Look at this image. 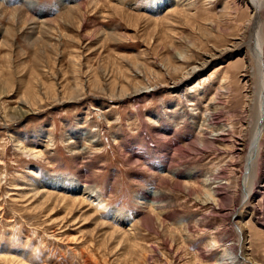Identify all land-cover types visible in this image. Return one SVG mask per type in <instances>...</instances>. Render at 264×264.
Here are the masks:
<instances>
[{"label": "rangeland", "instance_id": "obj_1", "mask_svg": "<svg viewBox=\"0 0 264 264\" xmlns=\"http://www.w3.org/2000/svg\"><path fill=\"white\" fill-rule=\"evenodd\" d=\"M62 1L0 0V264H264V139L245 202L253 55L175 87L249 42L248 4Z\"/></svg>", "mask_w": 264, "mask_h": 264}, {"label": "bare ground", "instance_id": "obj_2", "mask_svg": "<svg viewBox=\"0 0 264 264\" xmlns=\"http://www.w3.org/2000/svg\"><path fill=\"white\" fill-rule=\"evenodd\" d=\"M68 1L69 0H64L62 2H68ZM172 1H173L172 4L175 5L176 8L182 7L183 9L186 7L185 4L183 3V0H172ZM244 2L248 4L251 12L250 19L248 20L245 29V33L249 34V38H250L249 42L248 43H244L243 41L235 42L229 48L224 49L222 51H218V53L212 54L204 63H202V65L193 67L189 73L182 76L179 79V81L175 83V87L177 88L180 84L185 83L189 79V77H191L192 75L194 76L196 73H198V71H201L206 66L210 65L217 58L229 55L231 52L243 51L247 48L246 51L250 52L253 55L254 60L256 62L255 65L256 69H254L251 66V62L248 58V54L246 52L244 53L243 51V55H242L246 60L247 69L252 73L257 72L256 74H258V85L256 86V88L253 89L252 86H251L252 88L251 87L248 88V95H250V99H252L249 101L251 102V104H253V102L254 103L256 102L257 104L256 108H258L257 119L253 127L254 130L252 131L253 136H252V143H251L250 154L248 158V166H247V170L251 171L252 173L251 172L250 173L253 176V180L252 177L250 176L252 183L249 185L250 188L248 189V192L245 197V202L249 203L252 200L253 194H255L254 192L256 190V186L258 182L257 180L259 178L261 171V153H262L263 139H264L263 138L264 137V0H244ZM118 3L123 4V1L122 2L118 1ZM170 4H171L170 0H154L147 5L145 4L144 8L139 10H144V11H148L151 14H155L157 13V11L160 10L162 11L163 9H165ZM32 5L34 4L31 3V6ZM132 6L136 7V9L140 8L139 6L137 7V3H134V5ZM191 7L192 6H190V8ZM33 8H35V6ZM29 113L30 111L24 110V105H22L21 107H19L18 112L16 114L20 118H23L29 115ZM250 173L247 172L248 175ZM42 184L43 187L45 188H50L52 190H64L65 193H72V194L76 193L77 191H80L81 189V186L78 184V182H73L71 186H66L64 183H62V181L60 182L58 179L53 177H49L47 180L42 181ZM78 193L82 194L83 197L87 195V198H92L94 194L92 189H86V188ZM97 205L99 208H105L104 204H102L101 202H97ZM238 230H239V235L243 236L244 228L241 229L239 227Z\"/></svg>", "mask_w": 264, "mask_h": 264}]
</instances>
